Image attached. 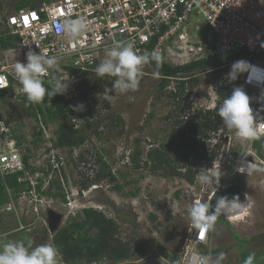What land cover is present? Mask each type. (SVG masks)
<instances>
[{
    "label": "rangeland",
    "instance_id": "374dc122",
    "mask_svg": "<svg viewBox=\"0 0 264 264\" xmlns=\"http://www.w3.org/2000/svg\"><path fill=\"white\" fill-rule=\"evenodd\" d=\"M42 1L50 2V0ZM15 2V0H2L1 4L5 7V11H11L15 8ZM187 31L190 32L187 34L189 41H196L197 38V40H204V43L209 45L214 41L213 32L199 17L191 19ZM6 64V55L4 51H0V70ZM141 77L142 79L139 78V80L143 82H139L137 90L124 94L117 93L116 99L111 102L105 99L103 92L105 87L112 88V77L102 78L103 83L92 92H88V87L80 84L77 88L79 94H87L82 96H90L99 101V105L96 107L94 105L86 111L93 110L88 118L92 123L97 120L103 122L99 129L102 133L101 138L94 136L92 131L87 128L90 138L83 146L73 150L72 158H69L67 150H57L63 172L62 174L52 172L49 179L44 181V188L49 186L52 179L57 178L62 192L66 195V203L59 197L57 199L46 197L39 199L37 195L24 194L19 200L11 202L13 204L11 210L0 209V244L7 240H20L26 245L31 243L33 247L45 242L54 245L55 233L73 218L78 217V214L75 216V207H83L103 211L107 217L112 218L119 227L118 236L134 248L142 246L153 249L159 247L162 250L169 249L171 252L180 254L184 243L190 237L192 227L187 217L186 208L196 201L208 200V195L212 190L200 185L198 180L194 184H190L178 178L156 176L146 167L134 168L131 159L133 152L138 149L142 150L144 152L142 157L145 159V153L151 147L150 144L168 142L170 138L179 139L184 131L181 129L178 136L176 132H172L173 124L165 119L175 109L173 100L168 97L169 92L166 91L165 95H159L155 91L158 79ZM213 78V74H205L199 77L200 84L198 86L185 89L187 102L182 106L185 113L188 112L187 108L189 107H192L191 112L196 109L203 110V105L208 106L211 100H215V93L211 89ZM64 81L67 80L64 78ZM68 83H71L69 79ZM173 87V84L169 85L168 90L172 91ZM110 94L114 95V93ZM194 103H197L198 108H195ZM259 104V102H255L250 105L254 113L257 108H260ZM151 113L154 114V117L150 119ZM31 114L32 110L10 92L0 94V127L7 128L10 132L15 130L16 135L23 137L32 149L31 164L41 168L47 163L49 157L47 150L51 149L53 145L54 131L60 123L48 122L47 126H43L41 118L38 122L37 118ZM118 117L122 119V125L111 123ZM73 119L79 127L85 126V123L78 117H73ZM39 129H44L45 140L35 144L33 141L39 137ZM220 130H222L221 138L216 140L224 149V154L228 148H232V151L236 153L245 148L246 144L242 143L234 132L225 129L224 126ZM216 135L218 133L206 141L209 147H214L213 144L216 145L213 142ZM136 140L140 141L138 146ZM226 140L233 141L232 145L226 144ZM14 142L13 146L7 147V141H3L0 147L1 151H18L23 156L25 150L18 148L17 141ZM246 149L245 154L257 153L252 147L246 146ZM53 154L55 152L51 153V155ZM98 154L103 156L116 180L110 183L104 179L99 185L83 189L82 183L94 181L98 171L103 167L96 163ZM81 155H84L86 159L84 163L87 166L90 165L88 166L90 174L87 170L83 171L84 168L81 166L84 163L78 161ZM52 164L56 167L54 161ZM204 165L205 163L197 164L196 170L205 169ZM105 172L108 170L105 169ZM215 172L217 175L219 174L217 169ZM230 173L231 169L223 175L212 204H215L216 198L225 193ZM41 176V173L35 174L31 183L35 185V178ZM236 179L234 182L241 189L238 194L241 201L245 199L247 193L252 206L250 212L242 219L237 221L229 219L232 221L230 228L220 220L216 221L212 237V250L219 249L220 251L217 255L212 252V256L215 261L223 253L224 257L220 264H243L241 251L244 250L245 243L247 251L254 249L256 255L264 252V173L250 177L239 176ZM117 186H121L122 189L118 191ZM52 193H58L56 186L52 187ZM49 210L62 216V221L54 225V230L49 226ZM119 213L122 216L118 215ZM22 230L25 233L23 238H20L19 232ZM144 258L173 261V258L168 260L154 250ZM143 259L136 260L134 263L122 264H139L146 261ZM62 264H66L63 258ZM103 264L109 263L104 262Z\"/></svg>",
    "mask_w": 264,
    "mask_h": 264
},
{
    "label": "built area",
    "instance_id": "2783aa9c",
    "mask_svg": "<svg viewBox=\"0 0 264 264\" xmlns=\"http://www.w3.org/2000/svg\"><path fill=\"white\" fill-rule=\"evenodd\" d=\"M1 3L2 0H0V32L9 29L19 41L17 48L4 51L7 64L0 70V91L9 92L10 78H13L14 86H17L13 73L15 60L26 63L25 54L31 47L34 51L46 49L49 55L61 57L58 67L42 79L46 83L53 78L63 81L64 78L69 79L71 83L67 91L70 93L68 97L79 98L81 94L77 88L80 84H84V78L88 77L77 78L67 70V67L95 74L94 68L105 58V49L117 41H131L138 53L155 51L161 57L159 63L173 67L185 66L208 57H219L212 70L194 71L187 76L199 78L213 71H221L220 75L214 76L211 80L212 91L215 93L217 85L243 87L252 100L251 105L255 102L260 103V108H257L255 113L259 112V115L264 117V111H260L264 108V102L260 101L264 93V83H248V73L240 75L232 83L225 79L231 65L238 60H245L257 69L264 70V2L262 0H50L49 3L37 0L33 7L14 8L11 11H5ZM196 17L203 20L207 28L213 32L212 44H205L203 40H187V34L190 33L187 27L191 19ZM67 19L83 20L87 25L84 34L74 42L64 39L63 34L57 30V25ZM13 50H15L14 59ZM243 52H246L243 58H237ZM156 62L153 60L145 65L139 78L142 79L141 76L155 77L158 80L163 78L154 68ZM183 75L178 74L170 78L174 92L177 82L190 79ZM261 75L264 76V71ZM87 91L94 90L89 86ZM13 95L18 97L14 92ZM214 97L218 100L216 93ZM204 98L206 99L205 96ZM194 104L195 108H198L197 103ZM216 106L214 101L208 106L203 105L202 108L209 111L215 110ZM3 131L8 132V129L3 127L0 129V147L3 141H6L1 139ZM221 131L219 130L218 135L214 137L213 142L216 145L217 138H221ZM232 142L226 140L225 143L232 145ZM253 142L254 140L248 141L244 149L237 151L236 156L232 148H228L225 154L224 149L221 148L213 164L214 170L217 169L218 176H221L220 182L223 175L231 169L230 180L226 183L227 188L229 183L239 176L250 177L264 173V159L257 153L245 154L246 146L253 148ZM14 144L12 139L6 143L7 147ZM52 161L58 166L56 157H53ZM88 166L84 163L81 167L90 174ZM212 166L204 167L208 169ZM23 169V158L18 151L2 152L0 148L2 177ZM91 170L93 172V169ZM214 197V193L210 192L208 199L213 200ZM12 205L2 209L7 208L6 210L9 211ZM212 237L213 231L203 232L192 227L191 237L181 250L178 264H198V258L205 254L213 259Z\"/></svg>",
    "mask_w": 264,
    "mask_h": 264
},
{
    "label": "trees",
    "instance_id": "16d2710c",
    "mask_svg": "<svg viewBox=\"0 0 264 264\" xmlns=\"http://www.w3.org/2000/svg\"><path fill=\"white\" fill-rule=\"evenodd\" d=\"M15 9H21L25 7H33L37 0H15ZM41 1V0H40ZM19 39L12 34L11 30L0 32V51L16 48ZM246 52L241 53L237 58H243ZM218 58L208 57L200 61L180 66L173 67L167 64L156 62L154 68L156 72L163 76L159 79L156 85V93L159 95H165L166 91L168 97L173 100L175 109L170 112L165 118L167 121L173 124L172 132H176L178 136L181 129L184 131L179 136V139L173 138L166 142L150 144L151 147L145 153V159L142 155V150H136L131 154L132 163L135 169H141L142 167L149 168L152 174L167 178H178L188 183H194L197 179V174L200 170H196L197 164L205 163L204 166L210 167L216 161L221 151V145L217 144L214 147H209L206 141H209L212 135L218 133L219 129L223 126L221 118L217 115V110L223 100L230 96L232 93V87L217 85L215 92L218 96L217 109L215 111H204L197 109L191 112V108H187L188 112H184L182 107L187 102L185 98V89L194 88L199 85V78H191L187 74H191L194 71H207L212 70L217 64ZM72 74L77 78H84V84L86 87L91 86L93 90L103 83L102 78L92 73H86L71 67H67ZM178 74H184V77H190L188 80H182L176 83V92L169 91L168 87L171 84V77ZM215 75H220L221 71H215ZM114 79V78H113ZM10 90L13 95L14 80L10 78ZM139 82H143L139 80ZM44 86L51 90V85L44 82ZM6 91H0V94L6 93ZM69 92L65 95H57L52 98L47 95L44 101L40 104H30L26 101L24 96H18L16 99L23 101L27 107L32 110V116L37 118L40 122L42 120L43 126H47L48 122L60 123L58 128L54 131V140L51 149L47 150L49 157L47 163L41 168L34 167L31 164L32 149L28 145L27 141L23 137L16 135L15 130H12L9 135L10 139L17 141L18 148L25 150L23 154L24 169L16 173L2 177L0 175V209L13 203V201L19 200L24 194L31 196L37 195L41 198H53L58 197L66 203V195L62 192V187L59 184L57 178L50 181L49 186L44 188V181L49 177L52 172L55 174H62L63 168L61 161L57 156V150L65 149L69 154V158L73 156V150L79 148L85 144L88 138H90L87 128L90 129L94 136L101 138V132L99 131L103 122L97 120L92 123L88 120L92 111L86 110L90 107L99 105L97 99L90 96L79 98L75 96L68 97ZM83 105V110L74 109ZM73 117H78L84 123V127H77ZM154 117V114H150V119ZM1 121V118H0ZM115 125H122L123 121L118 117L115 121ZM8 125V123H6ZM11 130V129H10ZM44 129H39V137L33 141L35 144L44 142ZM8 137V136H7ZM2 140H6V135H2ZM136 145L140 143L136 140ZM253 148L257 151L260 158L264 159V138L254 140ZM54 147V148H53ZM55 152V155L51 153ZM51 152V153H50ZM236 156V152H233ZM53 157H56L58 166L54 167L52 164ZM74 161V160H73ZM80 163L86 162L84 155H81ZM96 163L102 165L98 171L94 181H86L82 183L83 189H88L93 185H99L104 179H107L110 183L114 182L116 178L113 176L112 171L109 169V165L104 160L102 155H97ZM105 169L108 172H105ZM41 173V177L35 178V186L32 185L35 174ZM64 177H66L63 174ZM89 180V179H88ZM236 181V180H235ZM56 186L58 193H52V187ZM121 186H117V190L120 191ZM34 191V192H33ZM241 192L240 187L232 181L229 183L228 188L225 189V193L221 196H227L229 198L234 195H238ZM134 196V194H131ZM212 204V202H211ZM213 207L215 204H212ZM122 216L120 213L118 214ZM217 220L225 223L230 228V223L219 217ZM24 223V222H23ZM22 223V224H23ZM119 227L116 225L112 218L106 216L103 211L90 208L83 210L78 214L77 218H73L72 221L67 223L62 229L57 231L53 237L54 246L60 251L61 257L66 264H103L108 262L109 264H122V263H134L136 260H142L149 252L157 251L161 253L168 260L173 258V264H177L179 261L178 253L171 252L169 249L162 250L159 247L153 249L146 247L134 248L130 243L124 242L118 236ZM25 231L19 232L20 238H23ZM246 242V241H244ZM245 245L241 251L242 261L249 255L248 253L254 252V249L245 250ZM152 248V247H151ZM219 249L213 250V254H219ZM264 252L260 255H256L254 264H264ZM144 258L143 260H146Z\"/></svg>",
    "mask_w": 264,
    "mask_h": 264
},
{
    "label": "clouds",
    "instance_id": "9594fccd",
    "mask_svg": "<svg viewBox=\"0 0 264 264\" xmlns=\"http://www.w3.org/2000/svg\"><path fill=\"white\" fill-rule=\"evenodd\" d=\"M86 27V22L83 20L67 19L57 25V30L63 34L64 39L74 42L84 34ZM199 40L202 39L197 40L196 38V41ZM14 53L15 50L12 51L13 59ZM25 56L26 63L15 60L16 62L13 66L14 79L17 81V86L12 88L15 96H24L30 104H40L44 101L46 95L52 98L57 95L66 94L69 88L68 80L63 81L58 78L49 80V84L51 85V90H49L44 86L42 79L44 76L49 75L50 71H54L58 67L61 61L60 56L49 55L46 49H39V52H37L32 50L31 47H29ZM160 59V55L155 51L152 53H138L131 41L114 42L111 47L105 49V58L94 68L96 76L100 78H114L112 80V88L105 87L104 89L103 94L105 99L111 102L116 99L117 93L124 94L137 90L143 67L153 60L159 62ZM262 71L264 70L257 69L245 60H238L231 65V69L226 74L225 79L229 83H232L240 75L248 73V83L255 82L262 84L264 83V76L261 75ZM214 73L215 71L210 74L216 76ZM110 93H114V95ZM214 101L217 105L218 100L216 99L211 100L210 103ZM260 101L264 102V93H262ZM251 102V98L246 94L243 87H234L231 95L223 100L217 110V115L221 118L224 128L234 132L235 136L245 144L248 141L257 140L264 136V117H261L259 112L254 113V110L250 106ZM74 110L82 111L83 105L77 106ZM260 111H264V108H261ZM9 132L3 131L2 133V135H6V141L11 140L9 139ZM220 178L221 176L217 175L213 164L211 169H201L197 174L196 180H198L200 185L211 188L216 197V192L219 190ZM212 201V199L196 201L186 208L187 217L194 229L203 232H214L216 221H218L219 217H222L224 220L227 219L231 223L229 219L239 218L248 214L252 206L247 193L243 201H241L239 195H234L231 198L227 196L216 198L214 207L211 204ZM85 209L90 208L75 207V216L82 213ZM223 257L224 254L221 253L213 261L209 255L205 254L198 258V264H220ZM255 259L256 254L252 252L245 258L243 264H254ZM160 261L164 264H173V262L166 260ZM0 264H62V257L59 249L52 243L45 242L33 247L31 243L26 245L25 242L20 240H7L0 244Z\"/></svg>",
    "mask_w": 264,
    "mask_h": 264
},
{
    "label": "water",
    "instance_id": "95a60500",
    "mask_svg": "<svg viewBox=\"0 0 264 264\" xmlns=\"http://www.w3.org/2000/svg\"><path fill=\"white\" fill-rule=\"evenodd\" d=\"M56 220V221H55ZM62 221V216L55 211L49 210V226L52 230L55 228V224H59ZM139 264H164L158 259H148Z\"/></svg>",
    "mask_w": 264,
    "mask_h": 264
},
{
    "label": "bare ground",
    "instance_id": "6f19581e",
    "mask_svg": "<svg viewBox=\"0 0 264 264\" xmlns=\"http://www.w3.org/2000/svg\"><path fill=\"white\" fill-rule=\"evenodd\" d=\"M16 48H17V46H16ZM13 49H15V48H13ZM9 50V49H8ZM245 216V215H244ZM244 216H241V217H239V218H235V219H231V220H234V221H237V220H240V219H242ZM232 222V221H231Z\"/></svg>",
    "mask_w": 264,
    "mask_h": 264
}]
</instances>
